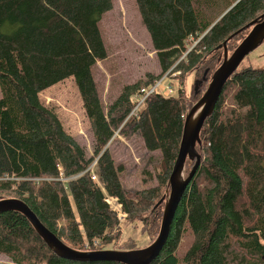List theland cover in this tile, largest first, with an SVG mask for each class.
Listing matches in <instances>:
<instances>
[{"label":"trees","instance_id":"trees-1","mask_svg":"<svg viewBox=\"0 0 264 264\" xmlns=\"http://www.w3.org/2000/svg\"><path fill=\"white\" fill-rule=\"evenodd\" d=\"M135 2L161 73L124 84L107 101L93 72L108 58L101 20L113 0H0V199L23 200L50 232L85 253L138 248L122 243L119 213L108 197L117 198L125 217L139 220L150 239L159 232L190 108L222 64L225 46L236 50L248 25L264 15V0ZM169 71L180 88L172 96H147L133 113L142 89ZM189 75L187 93L181 87ZM71 77L93 130L89 157L40 101L44 90ZM227 81L199 133L200 165L150 264H264V68L237 69ZM136 134L162 157L155 183L146 180L132 191L109 144ZM196 160L185 161L187 176ZM94 161L99 181L86 171ZM37 232L24 213L1 212L0 255L15 264H124L64 258ZM187 234L192 239L182 252Z\"/></svg>","mask_w":264,"mask_h":264},{"label":"rangeland","instance_id":"rangeland-1","mask_svg":"<svg viewBox=\"0 0 264 264\" xmlns=\"http://www.w3.org/2000/svg\"><path fill=\"white\" fill-rule=\"evenodd\" d=\"M112 7L113 9L107 12L101 20V30L105 46L108 49V58L98 62L93 72L98 83L97 86L104 95L103 99L107 101L115 98L124 84H132L139 79L145 80L147 73L156 75L161 73L157 51L152 45L135 0H113ZM231 53L229 51L228 55ZM245 67L264 68V42L249 53L238 69ZM170 80L177 91L181 86V81L178 79L179 82L175 77ZM192 81L193 75H189L185 86L183 81L181 88L186 89L189 93ZM76 86L74 78H68L44 90L40 94V101L56 112L64 125L63 127L79 141L89 157L93 153L94 135ZM140 136L136 134L130 139L117 136L109 144L115 161L125 165V170L121 173L120 178L124 186L132 191L143 188L146 180L147 186L155 183V175L162 157L160 150H148ZM182 175L183 180L187 178L185 171ZM168 195L166 199H168ZM111 204L114 208L117 207L116 210L119 213L118 217L122 225L120 229L122 243L134 244L138 247L126 249L146 248L157 239L162 220L159 232L150 239L149 233L142 229L143 226L139 220L135 221L136 224L132 223L125 217L127 214H123L122 208H119L115 202ZM191 239V234H187L182 239L180 251L183 252L188 248ZM0 264L15 263L7 255L1 254Z\"/></svg>","mask_w":264,"mask_h":264},{"label":"water","instance_id":"water-1","mask_svg":"<svg viewBox=\"0 0 264 264\" xmlns=\"http://www.w3.org/2000/svg\"><path fill=\"white\" fill-rule=\"evenodd\" d=\"M251 26L250 32L246 37L241 40L240 44L236 47L230 55L227 46H225L224 59L222 64L216 68L210 84L187 115L184 131L182 135V141L179 148V154L175 160V165L170 174L169 182V195L165 201L162 224L160 232L156 240L152 244L142 249L134 250H118L107 249L95 252H81L66 245L57 235L50 232V230L40 221L36 214L28 207V205L18 198H6L0 199V213L4 211L16 210L24 213L29 221L32 222L36 230L38 231L47 245L51 247L59 256L64 258L74 259H113L124 264H150L160 254L165 241L170 233V227L174 218L176 209L178 208L179 201L182 199L185 187L189 184L191 178L196 173L200 165V154L195 148L197 144L201 143V137L199 133L205 124V120L212 114L214 106H216L219 100L220 94L224 90L227 80L231 78L234 72L237 71L238 66L254 51L260 44L264 42V15L260 19H256L251 22L248 27ZM226 45V43H225ZM196 160L192 171L188 174L187 178L183 180V172L185 171V165L187 158Z\"/></svg>","mask_w":264,"mask_h":264},{"label":"built area","instance_id":"built-area-1","mask_svg":"<svg viewBox=\"0 0 264 264\" xmlns=\"http://www.w3.org/2000/svg\"><path fill=\"white\" fill-rule=\"evenodd\" d=\"M171 78V74L170 71L165 73L162 77H160L159 79H157L155 81V83H153V85L149 88H143L142 92H141V96L139 97V102L136 106L135 109H133V113L135 112V110H137L145 101L147 96H150L151 94L155 93V92H160L165 96H172L176 90L174 89L172 83L170 82ZM171 83V84H170ZM97 161H94L92 164H90L89 168L86 171H89L92 175L91 179L99 181V176L98 173L95 170ZM107 201L109 202L108 204H110L112 206L111 203H114L119 207L122 208V205L119 204L118 199L114 198V197H108ZM113 207V206H112ZM114 208V207H113ZM115 210L117 209V207L114 208ZM124 214V213H123Z\"/></svg>","mask_w":264,"mask_h":264}]
</instances>
